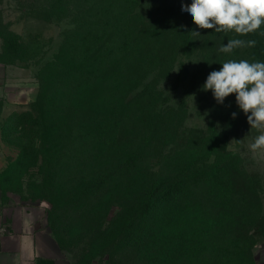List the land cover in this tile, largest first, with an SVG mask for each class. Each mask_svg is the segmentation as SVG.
Listing matches in <instances>:
<instances>
[{
    "label": "rangeland",
    "instance_id": "obj_1",
    "mask_svg": "<svg viewBox=\"0 0 264 264\" xmlns=\"http://www.w3.org/2000/svg\"><path fill=\"white\" fill-rule=\"evenodd\" d=\"M109 1L0 0L2 199L40 206L43 222L56 230L72 264H158L145 257L135 228L121 233L128 218L137 220V190L183 166L209 171L218 164L228 175L220 194L214 184L198 182L183 202L201 204L204 214L223 220L217 212L230 204L250 206L254 190L251 200H258L254 207L259 204L263 217L245 220L233 210L225 219L240 218L236 229L212 240L239 241L233 260L264 264V151L249 147L260 131L247 123L234 94L221 104L211 90H203L209 73L234 55L220 51L234 33L197 28L182 11L191 0H135L130 6L127 0ZM122 6L131 13L126 16ZM175 28L182 29V38ZM190 29L200 32L194 43ZM81 37L86 47L80 46ZM105 48L119 53L116 63L128 87L93 89L92 80L102 72L92 70L83 77V107L73 100L75 76L62 86L63 93L56 90L57 72L66 61L90 56L91 63V55ZM142 51L150 62L139 59ZM57 55L63 65L51 62ZM125 95L133 97L128 110L136 116L150 111L155 138L149 142L140 140L151 117L143 116L139 126L104 121L107 98L121 101ZM128 154L139 155L137 166L124 169ZM206 258L218 260L172 256L164 264H204Z\"/></svg>",
    "mask_w": 264,
    "mask_h": 264
},
{
    "label": "trees",
    "instance_id": "obj_2",
    "mask_svg": "<svg viewBox=\"0 0 264 264\" xmlns=\"http://www.w3.org/2000/svg\"><path fill=\"white\" fill-rule=\"evenodd\" d=\"M119 1H121V5H123L126 0ZM131 1L132 0H127V5L130 6V4L135 2V0ZM115 2H117V0H115ZM122 8L124 9V14L126 16L131 13V10L128 8L124 6H122ZM170 29L172 30V28ZM149 31L152 33L155 32L154 34L161 33L157 32L158 30L155 29H149ZM190 31L193 30L190 29ZM175 35L178 39L182 38V29L175 28ZM86 37H89V33L86 34ZM194 38L195 37L193 36V43L195 40ZM234 38L255 40L256 46L254 48L235 49L233 53L234 55L230 56L228 59L238 60L244 58L250 61L256 60L264 62V35L255 32L254 34L243 37H237L235 35ZM78 40H81L80 46L86 47L85 40L82 37ZM92 43L93 40L88 42L87 45H91ZM68 46H70V44H68L66 48ZM117 54H119L117 51L105 48L91 55V63H88L90 56H87L82 58V61L80 59L66 61L64 65L61 61V55H57L54 61L51 62L53 64L61 62L63 67L60 72H57L56 81L59 80L60 84H57L58 86H56V90L63 93L62 86H64L66 81H69L75 76L74 82H76L75 85L78 86L75 88L76 92L73 95V100L83 107L85 105L84 101H86V90L82 84L84 81L83 77L92 70H99V72H102L101 77L95 75V78L92 80L93 89H97L98 87H110V89L120 87L121 89H124L126 88V85L128 87L129 84L122 80V76L125 73H122L120 68H118L121 63H116ZM138 57L141 60L150 62V54L147 52L143 53L142 51L141 55H138ZM122 58L127 60L128 63L126 57L122 56ZM52 63H48V67L53 65ZM104 73H107V75L104 76ZM91 86L92 85L88 86V89H91ZM45 88H47V85L42 84L41 90L43 91ZM111 94L121 93L113 91ZM130 98L132 100L133 97L125 95L121 101L115 96L108 97V101L103 98V101L106 100L107 103H103L105 110H101L104 115L103 118H105L104 121L110 123H131L139 126L138 123L140 120L144 119L143 116L146 118L151 117L150 111H146L143 114L140 111L141 115L136 116L135 112L132 113V111L128 110ZM92 105L93 107L96 105L99 106L95 102L92 103ZM133 105L134 104L131 102L132 110ZM102 108L99 106V110ZM152 119L153 117H151V126L147 125L145 128L144 136L140 140L141 144H143L144 141L149 142L152 137L155 138L151 132V127H154L152 125ZM142 147L143 146L141 145V149H143ZM138 156L139 155L128 154L127 158L121 162V166H123L124 169H130L131 167L134 168V166H137L134 157ZM193 165L192 168L188 170L186 169L187 171L184 170V166L181 167L172 177H167L166 180H159L157 182L150 180V183H148L147 186L144 187L141 185V189L137 190L136 204L133 207L134 215H137V220H134V216L128 218L131 220L124 224L121 233H127V231L131 229V226L135 228L136 236H139L142 239L140 242L141 245L139 244L138 246L142 248L141 250L145 253V257L152 261L155 259L158 264H164L165 262L170 261L172 256L185 257L186 255L216 256L218 260L215 264H245L243 261L233 260L232 253L237 250L239 241L231 239L228 241L223 240L221 242H214L212 239H217V237L225 235L227 231H233V229H236L234 226L240 223V218L232 220L229 218L225 219V217L233 210L243 213L242 216L245 220L250 218V221H256L263 217L260 214L259 204H257L256 208L254 207L256 204L255 202L258 203V200L255 202L251 200V197L256 198V192L253 190V195L252 193L250 194V206L247 203L244 205H241L240 203V205L235 204L234 208V206L230 204L229 206L231 207H227L224 212H217L218 216L224 217L223 220L215 221V217H213L212 214H204L201 204H199V206L189 202L184 204L183 198L185 195H189L188 188H192L198 182L203 181L210 185L214 184L213 186L218 190V194H220L221 190L224 189L228 175L221 171L222 167L218 166V164L211 167L209 171H206L203 166ZM207 178H209L210 181L207 180ZM152 185L154 186L152 187ZM242 199H244V197ZM235 200L236 199H232V202ZM51 229L61 243L56 230L53 228ZM147 240H149V242L153 241V244H148L146 242ZM220 259L221 261L219 262ZM212 263L213 262L209 261L207 258L206 261L204 260V264Z\"/></svg>",
    "mask_w": 264,
    "mask_h": 264
},
{
    "label": "clouds",
    "instance_id": "obj_3",
    "mask_svg": "<svg viewBox=\"0 0 264 264\" xmlns=\"http://www.w3.org/2000/svg\"><path fill=\"white\" fill-rule=\"evenodd\" d=\"M182 11L189 13L197 28L214 29L217 33L233 32L237 37L255 32L264 35V0H191ZM192 36L200 32L190 31ZM255 40L229 39L220 48L225 54L235 49L254 48ZM218 71L209 73L203 90H211L215 100L223 103L234 94L236 104L247 116V123L260 134L250 144L252 152L264 151V62L228 59ZM237 113L233 112L235 119Z\"/></svg>",
    "mask_w": 264,
    "mask_h": 264
},
{
    "label": "crops",
    "instance_id": "obj_4",
    "mask_svg": "<svg viewBox=\"0 0 264 264\" xmlns=\"http://www.w3.org/2000/svg\"><path fill=\"white\" fill-rule=\"evenodd\" d=\"M0 264H72L40 206L2 199L0 192Z\"/></svg>",
    "mask_w": 264,
    "mask_h": 264
}]
</instances>
